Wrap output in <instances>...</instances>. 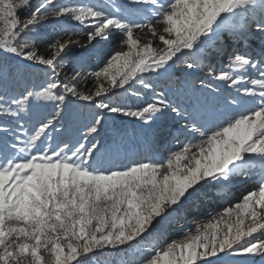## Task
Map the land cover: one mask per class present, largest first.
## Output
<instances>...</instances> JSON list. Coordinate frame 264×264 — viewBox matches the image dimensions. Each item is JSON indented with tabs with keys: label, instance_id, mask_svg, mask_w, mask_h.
I'll list each match as a JSON object with an SVG mask.
<instances>
[{
	"label": "snow or ice",
	"instance_id": "1",
	"mask_svg": "<svg viewBox=\"0 0 264 264\" xmlns=\"http://www.w3.org/2000/svg\"><path fill=\"white\" fill-rule=\"evenodd\" d=\"M0 264H264V0H0Z\"/></svg>",
	"mask_w": 264,
	"mask_h": 264
},
{
	"label": "rangeland",
	"instance_id": "2",
	"mask_svg": "<svg viewBox=\"0 0 264 264\" xmlns=\"http://www.w3.org/2000/svg\"><path fill=\"white\" fill-rule=\"evenodd\" d=\"M83 2H88V0H83ZM72 38H76L73 36ZM43 49V45H42ZM71 59V57H69ZM67 67L65 69V77L68 81L76 82L83 81L88 73H90L93 69L89 65L81 66L75 62L67 63ZM217 67H223V64L218 63ZM155 80V77H152ZM165 78H160L158 81L157 91L161 89H165ZM119 99L126 103H132L129 101L126 96L120 95L118 97H113V100ZM170 99L175 103L177 102L176 97H170ZM74 104L79 107L80 111L85 115L90 110V106L87 102L75 101ZM112 119H108V127L101 132V136L110 137L112 135ZM119 127L127 133V135H122V145L128 150L129 159H139V160H152L158 161L169 149H176L180 145L172 138L167 139L166 141L161 142L155 136V126L147 127L142 126L139 121L134 120L133 118L128 117H120L119 118ZM173 135H179L178 133L173 132ZM183 141V137L180 138ZM257 183V178H252L247 180L244 184H238L232 191L225 192L222 194V198L218 199L215 202H210V204L206 207L205 211L197 215L195 218H190L184 224V230L194 228L197 222H204L209 213H213L215 211H221L223 206H227L229 203L235 202L240 198L241 193L246 189H252L255 187ZM173 238H177V234L173 232ZM239 259V258H237Z\"/></svg>",
	"mask_w": 264,
	"mask_h": 264
},
{
	"label": "bare ground",
	"instance_id": "3",
	"mask_svg": "<svg viewBox=\"0 0 264 264\" xmlns=\"http://www.w3.org/2000/svg\"><path fill=\"white\" fill-rule=\"evenodd\" d=\"M249 190H251V189H249Z\"/></svg>",
	"mask_w": 264,
	"mask_h": 264
}]
</instances>
